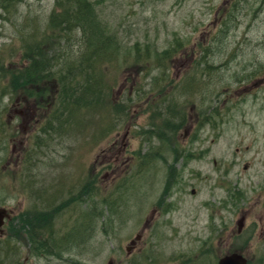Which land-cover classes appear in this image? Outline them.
I'll use <instances>...</instances> for the list:
<instances>
[{
	"label": "rangeland",
	"instance_id": "rangeland-1",
	"mask_svg": "<svg viewBox=\"0 0 264 264\" xmlns=\"http://www.w3.org/2000/svg\"><path fill=\"white\" fill-rule=\"evenodd\" d=\"M72 1L0 0V208L10 212L0 264H216L230 252L264 264V79L246 87L254 70L262 71L252 80L264 76V0ZM75 1L91 4V34L74 21ZM56 2L72 12L65 23L62 15L50 22ZM169 48L182 50L170 62L174 73L195 48L231 59L210 63L205 50L203 62L219 65L210 70L223 69L224 81L194 86L202 95L187 110L200 104L215 115L210 125L186 126L202 129L188 136L173 131L176 143L149 130L175 126L158 113L181 96L159 105L156 92L143 100L138 92L139 66ZM30 55L56 60L48 81L33 85L49 100L28 125L29 113L12 107L28 92ZM83 214L91 217L84 236ZM76 225L78 239L59 242Z\"/></svg>",
	"mask_w": 264,
	"mask_h": 264
},
{
	"label": "flooded vegetation",
	"instance_id": "flooded-vegetation-1",
	"mask_svg": "<svg viewBox=\"0 0 264 264\" xmlns=\"http://www.w3.org/2000/svg\"><path fill=\"white\" fill-rule=\"evenodd\" d=\"M207 51H211V49H206ZM182 51L181 49H170V52H173V56L166 59L167 63H157V64H146L143 65L141 72H140V85L142 87V99H148L153 92H156L157 95L155 97V100L157 99H161V101H159V105L162 104V102L167 101L170 98H173L174 94L179 92L177 89H175L177 87V85L180 86H187V85H193L194 82L192 80V77L194 76V69H195V65L192 63V61L194 59H196V57H192L189 60V64L188 65H182L181 67H179V72L174 73L172 70V65H170L171 60L174 57H177L178 52ZM205 51V50H204ZM193 54V53H192ZM211 55V54H209ZM212 55L218 56V57H212L210 58V60L215 61L216 59L219 60H223V61H231L230 57H228L227 59H223L222 55V51L221 50H212ZM230 55V54H229ZM193 56V55H192ZM214 65V64H213ZM210 65L212 67H217L219 65L213 66ZM224 67V65H221ZM199 67V66H198ZM201 68L204 69V64L200 65ZM223 69H218L216 72L214 70H203L202 73H197L196 77L200 78L203 77L204 82L201 81H197L195 84H199V85H203V84H212V85H217L219 86L221 83H223V78L225 77V71H222ZM172 71V72H171ZM199 72V71H198ZM178 79H175V78ZM262 82V78H259L256 81L257 83H261ZM255 84V83H254ZM148 86V89H147ZM162 87H165L169 91V93L167 95H165L167 93V91L165 93L162 92ZM148 90V91H147ZM182 94V91L180 90V92ZM15 107H12L14 110V114L17 115L19 114L20 116H24V112H28V118L26 123L28 125L31 124V121L35 118V112L39 111V110H44L46 109L48 103H46L45 107H39V105L37 103H34L31 100H28L25 96H16L15 97ZM44 102V100L42 99V103ZM24 107V108H22ZM174 108L170 105H165L162 108H160L159 110V116L164 118V114H168L167 118H172L173 114L176 115V113L174 112ZM171 114V115H170ZM14 117V116H13ZM193 122V117L190 116H186L185 121L181 124L180 127L177 126H170V127H164V128H159V129H155L152 128L149 131H161L160 133H162V135H164L165 137H168L170 139V142L174 140V135H173V131H185L184 136H187V134L189 133L188 131H200V129H196V128H192L189 127L187 128L186 126H190L191 123ZM37 124V123H36ZM38 131H42L43 129L40 127H37ZM25 242L26 243H30L32 242V238H30L29 236L24 237ZM48 240V239H47ZM64 242V241H63Z\"/></svg>",
	"mask_w": 264,
	"mask_h": 264
},
{
	"label": "trees",
	"instance_id": "trees-1",
	"mask_svg": "<svg viewBox=\"0 0 264 264\" xmlns=\"http://www.w3.org/2000/svg\"><path fill=\"white\" fill-rule=\"evenodd\" d=\"M76 2V4L78 5V7H77V9H75L74 11H73V18H74V21H75V23H76V25H78V27H80V28H84V26L86 25V27L87 26H91V22H93L92 21V19L90 18V16H91V14H92V12H91V9H89V6L91 5L89 2L88 3H86V2H80V1H75ZM67 4H74L73 3V1L72 0H67ZM65 4H62V2H56V7H58L59 9H60V12L59 13H55V10L53 11V13L51 14V17H50V22H52L53 21V19H54V17L56 16V15H62L63 16V19L60 21V23H65L64 21H66L67 19H66V17H67V14L70 16V18L72 17V12H69V10L68 9H64L65 8ZM82 9H85V10H82ZM65 14V15H64ZM89 18L91 19V22H90V20H89ZM84 24V25H83ZM52 25H53V23H52ZM53 27L55 28V25H53ZM69 26H67V27H65V28H62L59 32H61V33H65V30L68 28ZM85 29V28H84ZM91 29H92V26H91ZM86 31H88L89 30V28H87V29H85ZM92 30H94V29H92ZM90 31V30H89ZM90 34H91V31H90ZM93 34H95V33H93ZM81 36L82 37H84V34L83 33H81ZM94 40H97L96 38H91V42L93 43V41ZM87 41V40H86ZM93 47H94V49L92 48V51H96V54L98 55V54H102L103 52H104V50L102 51V49H104L103 47H101V46H99L98 48H96L95 47V45H93ZM108 52V53H107ZM106 53L107 54H110V56L112 55V53H111V51L109 50V51H106ZM35 56H38L39 58H43L42 57V54L40 53V54H36ZM35 56H32V55H30L29 56V58H28V65H29V67H27L26 68V71H25V73H24V75H23V77L22 78H24V79H22V80H27L26 78H25V76H26V74L30 71V73H32V70L35 68V66L38 64V63H42V62H39V61H36V58H35ZM109 57V56H108ZM142 57H144V56H140L139 57V59L140 58H142ZM52 58V57H51ZM137 59H138V57H137ZM54 60H56V59H53L52 58V62L54 61ZM49 62V61H47L46 60V57H44V60H43V62ZM89 61V63H87V60L85 61V60H83L82 59V63H86L88 66H90V67H94L96 64H90V61L91 60H88ZM73 62H75V59H73ZM107 62H110L109 60H107ZM38 74H42V73H40V72H38V73H36L35 75H33L32 74V77L33 78H37L38 76ZM42 77V76H41ZM93 78V77H92ZM37 79H40V77H38ZM26 82H29L28 80L26 81ZM24 84V83H23ZM31 84V83H30ZM25 85V84H24ZM77 87V86H76ZM74 89H76L75 87H74ZM182 93H183V95H190V94H192V93H194V88L192 87V85H187V87L186 88H184L183 90H182ZM58 94L59 95H61V91H58ZM58 94H57V96H58ZM56 96V100H57V97ZM191 97H194V95H190ZM189 96V97H190ZM60 97V99H61V96H59ZM66 99V96H63L62 97V100H65ZM132 100H134V99H132ZM73 102H76V100H73ZM71 104H73V103H71ZM181 105L182 104H177L176 106H175V108H177V118H179V122H180V120H181V115H182V112L180 111L181 110ZM180 116V117H179ZM39 217H37V219H38ZM91 219V217L90 216H87L86 217V215L85 214H83L82 215V217H81V223H83L84 224V227L82 226V230H80L81 232H80V234L82 235V236H84L85 235V231L87 230V228H88V226L87 225H85V220H87V219ZM37 222V221H36ZM35 222V223H36ZM32 238V237H31ZM33 239V238H32ZM33 241L35 242V240L33 239Z\"/></svg>",
	"mask_w": 264,
	"mask_h": 264
},
{
	"label": "bare ground",
	"instance_id": "bare-ground-1",
	"mask_svg": "<svg viewBox=\"0 0 264 264\" xmlns=\"http://www.w3.org/2000/svg\"><path fill=\"white\" fill-rule=\"evenodd\" d=\"M46 62V61H45ZM54 70V64L52 62H46V63H42V64H38L37 66H35V68L32 70V73H30V71L26 74L25 78L29 81L28 83H26L27 85H29L30 83L32 85L37 84V83H45L47 80L48 75ZM42 73V77L40 79L37 78H33L32 74L35 75L36 73ZM48 74V75H47ZM19 80V79H18ZM21 81V80H20ZM22 82V81H21ZM174 116H178L173 114ZM180 117V116H179ZM173 121H175V126H177L179 124V119L177 117H175L173 119ZM160 138L165 137L164 135H162V133H160L158 135Z\"/></svg>",
	"mask_w": 264,
	"mask_h": 264
},
{
	"label": "water",
	"instance_id": "water-1",
	"mask_svg": "<svg viewBox=\"0 0 264 264\" xmlns=\"http://www.w3.org/2000/svg\"><path fill=\"white\" fill-rule=\"evenodd\" d=\"M7 211L5 209H0V227L4 224V218L7 217ZM242 227V220L239 222V230H241ZM137 239H139L137 237ZM246 259L243 258L240 254L233 253L230 255H226L222 259L218 261V264H246Z\"/></svg>",
	"mask_w": 264,
	"mask_h": 264
}]
</instances>
